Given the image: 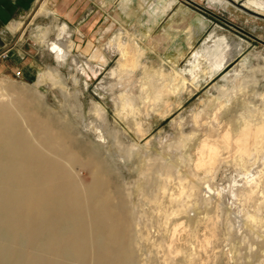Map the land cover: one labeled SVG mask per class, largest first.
<instances>
[{
	"label": "rangeland",
	"instance_id": "obj_1",
	"mask_svg": "<svg viewBox=\"0 0 264 264\" xmlns=\"http://www.w3.org/2000/svg\"><path fill=\"white\" fill-rule=\"evenodd\" d=\"M120 1L95 0L93 17L81 20V28L59 20L47 0H38L30 16L10 22L11 33L0 34V48L12 42L0 57V88L19 102L20 112L31 113L81 155L83 162L75 165L82 166L85 183L91 177L83 174L85 159L97 166L95 176L106 179L113 208L132 229L133 251L121 264H264V143L249 156L255 142L232 131L264 118L261 7L246 6V0H225L227 6L133 0L122 10ZM86 26L93 28L85 32ZM117 33L134 37L144 54L136 66L112 74L119 55L108 47ZM141 33L148 36L139 40ZM225 40L235 46L226 66H194L198 53L206 56ZM51 42H62L70 52L57 56ZM96 48L107 61L92 67ZM74 56L85 63L84 74L72 63ZM171 66L185 86L168 95V109L159 113L160 105L141 99L142 82L152 68L169 77ZM240 69L235 80L225 78ZM121 92L133 100L135 115L128 109L117 115ZM94 102L104 108L101 117ZM183 139L185 145H178ZM205 140L218 150L212 163L201 149ZM202 150L208 173L195 170ZM193 178L198 188L189 195Z\"/></svg>",
	"mask_w": 264,
	"mask_h": 264
},
{
	"label": "bare ground",
	"instance_id": "obj_2",
	"mask_svg": "<svg viewBox=\"0 0 264 264\" xmlns=\"http://www.w3.org/2000/svg\"><path fill=\"white\" fill-rule=\"evenodd\" d=\"M132 1L121 0V9L127 10ZM207 1L228 5L225 0ZM251 4L261 7L264 13V0L244 2L246 6ZM170 7L171 3L163 8L164 12ZM145 15L147 22H151L153 13L147 10ZM60 31L64 33L66 27H61ZM146 36L148 34L141 33L139 40ZM49 46L59 57L70 52L62 42H51ZM232 46L227 42L217 41L215 48L208 50L206 56L197 54L194 66L207 69L212 66L210 62L213 61L215 67L223 68L234 54ZM108 51L119 55L118 68L112 70V74L114 71L121 72L136 66L144 54L142 45L126 33L115 34L109 41ZM91 57L92 67L107 61L102 50L97 48ZM71 61L81 74L85 73L84 62L75 56ZM241 73L240 69L237 73L225 75V78L230 76L235 80ZM168 75L169 77H165L161 68H152L148 79L142 82L141 99L150 102L152 106L160 105L159 113L167 111L170 94L177 93L182 85L185 86V79L180 76L176 67L171 66ZM118 102L120 107L117 115L126 109L129 110L128 113L135 115V104L124 92L118 95ZM15 111L19 112V116H16ZM93 111L100 117L105 113L103 106L95 102ZM35 130L37 133L34 134ZM232 131L237 138H250L255 142L249 150V156L253 157L260 152L264 143V118L257 123L239 124ZM99 138V143L105 141L103 134ZM177 144L183 146L185 140H180ZM202 148L208 151L210 163L214 162L218 155L216 146H209L205 140ZM239 148L242 149L243 145L240 144ZM203 150L199 152L194 166L195 170L203 168L208 173L211 170ZM77 162H83L78 152L63 143L60 136L47 125L41 124L31 113L20 112L19 102L12 101L9 94L0 88V264L125 262L128 253L133 251L132 243L128 244L132 233L131 225L113 208L106 179L95 176L97 166L85 159L86 170L83 169V174L91 175L85 183L84 178L79 175L82 166L78 169L75 165ZM187 188L191 195L198 188L197 181L193 178ZM184 189L186 188L182 187V192H185ZM207 189L210 193L211 188L207 186ZM133 243L137 244L135 240Z\"/></svg>",
	"mask_w": 264,
	"mask_h": 264
},
{
	"label": "crops",
	"instance_id": "obj_3",
	"mask_svg": "<svg viewBox=\"0 0 264 264\" xmlns=\"http://www.w3.org/2000/svg\"><path fill=\"white\" fill-rule=\"evenodd\" d=\"M47 2L55 11V17L65 21L68 25L76 23L81 26V20L92 19L96 9L95 0H47ZM37 3L38 0H0V34L7 33L6 31L11 33L6 25L12 21L30 16ZM20 11L23 12L22 16L18 15ZM63 26L66 27V25ZM88 28L90 27L86 26L87 30L85 32H88ZM11 44L12 42H5L0 50H5Z\"/></svg>",
	"mask_w": 264,
	"mask_h": 264
},
{
	"label": "built area",
	"instance_id": "obj_4",
	"mask_svg": "<svg viewBox=\"0 0 264 264\" xmlns=\"http://www.w3.org/2000/svg\"><path fill=\"white\" fill-rule=\"evenodd\" d=\"M6 56H7V52H4V51L0 55L1 58H5ZM16 74L17 76H19L20 72H17Z\"/></svg>",
	"mask_w": 264,
	"mask_h": 264
}]
</instances>
